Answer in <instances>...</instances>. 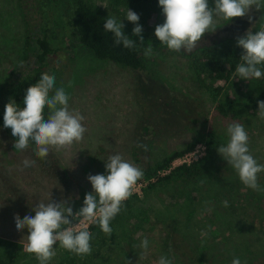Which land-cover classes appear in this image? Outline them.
I'll return each instance as SVG.
<instances>
[{"label": "rangeland", "instance_id": "374dc122", "mask_svg": "<svg viewBox=\"0 0 264 264\" xmlns=\"http://www.w3.org/2000/svg\"><path fill=\"white\" fill-rule=\"evenodd\" d=\"M90 1L102 9L106 18L122 21L126 34L140 41L139 36L132 34L135 25L126 19L128 9L138 14L143 43L147 46L151 42L153 55L146 57L144 67L137 70L99 60L69 37L60 2L32 0L36 10L27 17L38 19L36 11L40 7L48 19L51 45L56 50L47 57L44 73L55 76V87L65 88L70 97L69 110L84 117L86 132L81 141L59 150L50 148L47 158L41 159L35 154L34 143L25 150L15 149L17 137L12 136L11 128L0 131V238L13 243V264H39L35 254L26 251L28 233L15 227L14 216L21 218L23 207L34 208L50 199L67 200L75 214L81 192H93L87 177L99 174L111 155L120 154L138 166L132 156V147L138 141L150 147V159L154 161L174 148L185 147L197 131H213L220 146L226 145L230 139L228 126L240 123L249 136L251 154L264 164V119L257 115L259 108L239 119L223 116L207 92H191L189 54L169 50L155 36V27L165 20L163 13L140 14L109 0ZM29 5L26 2L23 7ZM209 5L214 6V0H209ZM23 14L20 0H0V88L13 70L26 71L35 60L24 50ZM249 15L251 20L248 16L231 20L214 17L217 29L205 33L197 48L217 38L237 43V37L247 30L255 34L264 28V7L253 8ZM236 87L228 88L230 95L236 94ZM139 92L147 94L145 105L140 102ZM161 95H165L169 106L162 104ZM196 101L200 102L199 121L186 123L183 112L189 115L197 108L193 104ZM20 107H24L23 102ZM47 115L45 108V120ZM25 159L35 163L25 168ZM258 183L264 188V172L258 174ZM143 191L112 227V234L103 233L96 238L91 254L76 255V264H158L161 256L172 264H189L180 248L182 242L187 243L196 264H232L236 257L242 264H250L264 250V191L245 186L219 153L216 166L195 181H176ZM224 201H228L227 207ZM144 238L149 241L147 250L139 247ZM54 248L56 255L49 264H65V258L75 256L59 242Z\"/></svg>", "mask_w": 264, "mask_h": 264}, {"label": "clouds", "instance_id": "9594fccd", "mask_svg": "<svg viewBox=\"0 0 264 264\" xmlns=\"http://www.w3.org/2000/svg\"><path fill=\"white\" fill-rule=\"evenodd\" d=\"M162 7L165 20L155 27V36L169 50L191 54L201 42L205 33H214L217 24L214 17L231 20L234 17L248 16L253 8L264 7V0H214V6L209 0H158ZM126 19L135 27L132 34L140 37L143 45L142 26L138 23L140 17L128 9ZM106 32L114 37V45L124 48H134L138 44L124 33V24L115 17L109 16L103 25ZM237 46L244 51L242 63L236 67L239 78L249 80L264 76L261 65L264 64V28L253 34L247 30L243 36L237 37ZM145 57L153 55L151 42L144 48ZM54 75L44 73L38 83L27 88L21 108L14 99L5 105L4 128H11L13 137H17L14 148L25 150L34 143L35 154L46 159L50 148L70 147L74 142L83 139L86 128L82 125L84 117L79 112L69 110V95L64 87H55ZM257 115L264 119V101H258ZM48 110L45 120L44 111ZM230 137L226 145L217 148L218 153L238 173L241 182L255 191H264L258 183V174L264 172V164H259L251 154L248 142L249 136L240 123L228 126ZM198 152L203 154V146H198ZM196 155V153L194 152ZM35 162L25 159L23 167H31ZM106 174L89 175L93 192L85 195L83 206L75 214L67 200L38 203L33 208L35 215H25L23 219L14 216L17 231L28 230V253L35 254L39 264H49L56 255L54 245L59 242L64 249L77 255L91 254V233L87 229L75 230L73 220L82 217L87 221L98 222L105 234L111 235L113 229L110 221L120 213L123 202L133 194V187L144 176L142 168L125 161L120 154L111 155L105 164ZM228 206V201L223 202ZM98 217V220L96 219ZM71 218V219H70ZM67 226V227H65ZM149 241L144 238L139 247L147 250ZM130 264V261H129ZM158 264H172L166 256H161ZM232 264H242L240 258L232 260ZM246 264V261L244 262Z\"/></svg>", "mask_w": 264, "mask_h": 264}, {"label": "trees", "instance_id": "16d2710c", "mask_svg": "<svg viewBox=\"0 0 264 264\" xmlns=\"http://www.w3.org/2000/svg\"><path fill=\"white\" fill-rule=\"evenodd\" d=\"M37 1V0H35ZM44 3L60 2L64 13V26L69 28V37L77 42L80 46L89 50L92 55L99 60H108L122 67L133 70L142 69L144 67V48L146 45H139L140 41L133 40L138 45L134 48H124L122 45H114V37L111 33L104 30L103 25L106 17L102 9L96 6L90 0H39ZM115 4H124L134 9L137 13L152 15L155 13H163L162 7L159 6L158 0H109ZM26 2L30 5L23 7ZM20 5L24 11L23 17L26 25L24 50L32 55L35 60L32 67H28L26 71L13 70L12 75L7 78L0 88V131L4 128V112L5 105L10 98L14 99L20 106L23 102L27 88L39 82L41 75L48 64L47 57L53 55L56 50L51 45V37L49 36L50 26L47 25L48 19L42 15V11L36 12L40 15L38 19L33 21V17H27L31 11L36 8L32 0H20ZM27 5V4H26ZM46 5V4H45ZM38 6V5H37ZM36 10V9H35ZM44 11V10H43ZM125 35L126 32L124 31ZM128 36V35H127ZM130 38V37H129ZM131 39V38H130ZM217 38L209 44H204L196 48L190 56L189 67L191 70L189 88L191 92H207L211 99L216 103V110L223 116H231L232 118H241L244 114H254L258 109V101H264V76L260 79L244 80L239 78L236 73V67L242 63L241 55L243 49L237 46V43L231 42V39ZM165 46V45H164ZM169 51V50H168ZM264 72V64L261 66ZM236 94L230 95L228 88L236 86ZM171 93L170 95H172ZM140 102L145 105L143 92H139ZM162 104L170 105L164 100L165 95H161ZM168 98L172 99V96ZM169 99V100H170ZM196 109L192 110L189 115L184 111L186 123L196 124L201 115L200 102L193 103ZM192 107V106H189ZM146 108V107H145ZM149 110H145L148 115ZM203 142L206 146L205 154L198 160L190 164H182L174 167L166 175L159 176L158 171L166 168L170 162L177 156L191 150L196 143ZM220 147V139L213 131H197L193 137L186 143L185 147L180 149H172L159 158L152 161L150 159V147L144 142H137L132 147V156L134 162L143 169L144 176L142 179L149 180L155 177L143 189L147 193L156 186H164L176 181L190 182L198 179L204 172L212 166H216L218 162V151ZM100 168V167H99ZM99 174H106V167L100 168ZM90 191H82L80 202L75 206L74 212H78L83 206L85 195ZM139 200L138 195L132 194L129 199L123 202L121 211L110 221L112 228L123 216L125 212L130 210ZM264 202V194L262 197ZM2 204H0V213H2ZM264 212V203L262 204ZM25 215H35L33 207L25 206L22 208L21 219ZM1 216V214H0ZM98 220V218H97ZM28 233L27 228L24 229ZM88 231L91 233V248L95 239L104 232L95 220L89 224ZM172 227L169 228L171 233ZM29 234V233H28ZM11 241L0 238V264H13V255L15 251L11 249ZM180 248L185 258L189 259V264H196L194 256L187 250V243H181ZM68 251V250H67ZM74 255L75 253L68 251ZM75 256L65 258V264H76ZM201 262V259H199ZM250 264H264V250L261 254L254 256Z\"/></svg>", "mask_w": 264, "mask_h": 264}, {"label": "built area", "instance_id": "2783aa9c", "mask_svg": "<svg viewBox=\"0 0 264 264\" xmlns=\"http://www.w3.org/2000/svg\"><path fill=\"white\" fill-rule=\"evenodd\" d=\"M198 146H203V154L197 151ZM205 148L206 146L203 142L196 143L195 146L191 150H188L187 152H184L183 154L177 156L170 162V164L166 168L159 170L158 175L159 176L166 175L170 172L171 169H173L174 167L178 165H182V164L188 165L191 162L198 160L201 156L205 154ZM194 152L196 153V155L194 154ZM154 180H155V177H152L149 180L141 179L137 181V183L133 187V194H136L139 196V194L142 193L143 189L147 186V184ZM91 222L92 221L84 220L82 217H77L76 220H73V223L76 226L75 227L76 231L83 230V229L88 230L89 224Z\"/></svg>", "mask_w": 264, "mask_h": 264}]
</instances>
